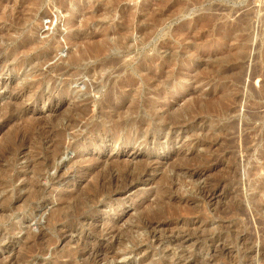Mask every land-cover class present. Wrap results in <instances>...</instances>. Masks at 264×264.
<instances>
[{
  "label": "rangeland",
  "instance_id": "rangeland-1",
  "mask_svg": "<svg viewBox=\"0 0 264 264\" xmlns=\"http://www.w3.org/2000/svg\"><path fill=\"white\" fill-rule=\"evenodd\" d=\"M191 263L264 264L262 1L0 0V264Z\"/></svg>",
  "mask_w": 264,
  "mask_h": 264
},
{
  "label": "bare ground",
  "instance_id": "bare-ground-1",
  "mask_svg": "<svg viewBox=\"0 0 264 264\" xmlns=\"http://www.w3.org/2000/svg\"><path fill=\"white\" fill-rule=\"evenodd\" d=\"M104 44H105V43H104ZM99 46H100V45H98V47H99ZM101 46H102V45H101ZM104 48H107V47H105V45H104ZM104 48L99 47V49H98V50H99V53H98V54H100V51H101L102 49H103V51H102L103 53L107 50V49L104 50ZM93 49H94V48H93ZM95 49L97 50V48H95ZM98 50H97V51H98ZM92 51H93V50H92ZM93 53H95V50H94ZM93 53H92V54H93ZM52 55H53V54H52ZM101 55H102V54H101ZM81 56H82V55H81ZM81 56H80V57H81ZM83 56H84V55H83ZM95 56H96V54H95ZM98 56H100V55H98ZM46 57H47V56H46ZM52 57H53V56H52ZM78 57H79V56H78ZM80 57H79V58H80ZM85 57H86V56H85ZM96 57H97V56H96ZM42 58H45V57H42ZM49 58H50V56H49ZM53 58H54V57H53ZM74 58H75V57H74ZM46 59H47V58H46ZM81 59H83V57H82ZM81 59H80V60H81ZM84 59H85V58H84ZM152 59H153V58H152ZM152 59H150V60H152ZM44 60H45V59H44ZM44 60H43V61H44ZM80 60H79V61H80ZM46 61H47V60H46ZM77 61H78V60H76V62H77ZM81 61H82V60H81ZM74 62H75V61H74ZM150 62H151V61H150ZM153 63H154V62H153ZM92 71H94L93 68H92ZM150 78H151V77H150ZM106 100H107V99H106ZM175 236H176V235H175ZM175 236L173 237L174 240H178V239H180V238H177L178 235L176 236V238H175ZM92 251H93V250H92ZM95 251H96V250H95ZM96 253H97V252H96ZM96 253L94 254V258L97 257V254H96ZM105 253H106V252H105ZM89 254H90V253H89ZM91 254H92V252H91ZM98 255H99V253H98ZM99 257H100V256H99ZM92 258H93V256H92ZM195 260H196V259H195ZM195 260H194V261H195ZM189 262H190V261H189ZM189 262H188V263H189ZM93 263H94V261H93ZM95 263H96V261H95ZM191 264H192V263H191Z\"/></svg>",
  "mask_w": 264,
  "mask_h": 264
},
{
  "label": "built area",
  "instance_id": "built-area-1",
  "mask_svg": "<svg viewBox=\"0 0 264 264\" xmlns=\"http://www.w3.org/2000/svg\"><path fill=\"white\" fill-rule=\"evenodd\" d=\"M262 1V5L264 6V0H261Z\"/></svg>",
  "mask_w": 264,
  "mask_h": 264
}]
</instances>
